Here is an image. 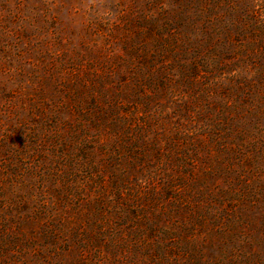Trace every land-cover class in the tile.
<instances>
[{
  "label": "rangeland",
  "instance_id": "rangeland-1",
  "mask_svg": "<svg viewBox=\"0 0 264 264\" xmlns=\"http://www.w3.org/2000/svg\"><path fill=\"white\" fill-rule=\"evenodd\" d=\"M0 264H264V0H0Z\"/></svg>",
  "mask_w": 264,
  "mask_h": 264
}]
</instances>
